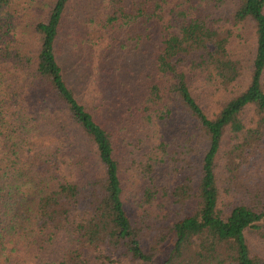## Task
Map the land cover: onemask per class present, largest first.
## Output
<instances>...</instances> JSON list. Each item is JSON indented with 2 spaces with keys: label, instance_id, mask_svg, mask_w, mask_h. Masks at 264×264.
I'll list each match as a JSON object with an SVG mask.
<instances>
[{
  "label": "trees",
  "instance_id": "16d2710c",
  "mask_svg": "<svg viewBox=\"0 0 264 264\" xmlns=\"http://www.w3.org/2000/svg\"><path fill=\"white\" fill-rule=\"evenodd\" d=\"M20 1L0 0V264H158L170 238L160 264H264V0H47L31 21ZM83 22L135 57L118 94L65 74Z\"/></svg>",
  "mask_w": 264,
  "mask_h": 264
},
{
  "label": "rangeland",
  "instance_id": "374dc122",
  "mask_svg": "<svg viewBox=\"0 0 264 264\" xmlns=\"http://www.w3.org/2000/svg\"><path fill=\"white\" fill-rule=\"evenodd\" d=\"M46 1L47 0H22L15 5L13 10L15 11L16 16L18 13L21 14H18L19 16L17 17L31 21L33 18H37V15L41 13L42 6ZM78 29V35L82 40L80 44L82 49L80 47L76 49L73 44L70 47L69 44L67 45L66 43H64L61 49L62 54L60 55V57L61 61L63 62V67L65 68V74L67 78L71 82L75 83L80 93L84 92L82 85L87 84L91 86L95 81L98 83V85L99 83H103L104 81H109L111 85L112 82L115 83L116 87H114V89H111V86H109V91L113 95L119 93V88H122L124 90V82L128 74H125V71H122L119 76L114 70L116 68L122 70L126 67V65L131 66V61L135 59V57L129 58L128 56L124 55L120 58L119 56L122 54L119 52V48L115 49L108 47L105 49L103 47V44H95L94 40H96V37L92 38L88 34L91 33L92 30L91 26L87 23L83 22ZM116 31L117 28L115 27L111 30V33H116ZM122 34L123 33L121 32L115 37L119 38ZM110 36L112 35L110 34ZM84 39H86L87 42L83 43ZM121 40L122 38L117 40L115 44H119ZM139 56L141 55H138L137 57ZM103 70L107 73L106 77L101 73ZM97 72H99V74ZM121 78L123 80V84L119 82ZM260 163L261 162H259L257 165L251 166L248 169L249 172L254 174H261V172L259 171L264 172V165L258 166ZM135 198H137V196ZM168 209L169 208H166L160 211L156 206H153L152 216L147 220L149 225L153 223L158 224L160 214L166 212ZM171 245L172 239L170 238L166 243L159 247L157 255L155 256V262L160 264L168 256Z\"/></svg>",
  "mask_w": 264,
  "mask_h": 264
}]
</instances>
